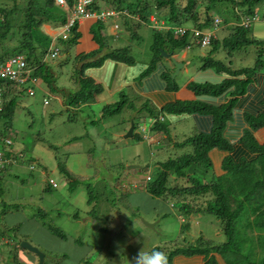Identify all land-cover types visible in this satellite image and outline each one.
Wrapping results in <instances>:
<instances>
[{"label":"rangeland","instance_id":"obj_1","mask_svg":"<svg viewBox=\"0 0 264 264\" xmlns=\"http://www.w3.org/2000/svg\"><path fill=\"white\" fill-rule=\"evenodd\" d=\"M0 5L13 7L14 3L0 0ZM101 5L106 7L103 2ZM257 10L260 18L255 25L260 26L264 20V3ZM234 11L229 0H216L210 16L237 21ZM238 11V15L243 14L241 7ZM106 22L114 24L111 20ZM117 24L118 34L128 40L130 32L122 18ZM191 26L185 24V27ZM51 27L59 38L62 28ZM152 29L136 26L143 37L141 48L149 54ZM114 37L110 39L115 40ZM56 43L62 47L61 41ZM128 43L133 49L130 57L148 56L139 51V42L129 40ZM111 45L117 48L121 44L112 42ZM75 50V47L70 51L62 49L58 59L52 61L55 83L66 88V93L47 89L42 84L34 88L35 96L25 92L18 97V109L8 134L15 151L21 153L24 149L26 153L25 158L6 165L7 171L2 172L6 194L4 204L2 201L0 204V264H24L20 254L32 264H39L35 254L21 249L22 242L46 254L49 258L45 264H149L154 249L161 248L168 261L171 248L184 246L186 239L195 243L201 234L210 240L224 241L221 223L207 213L208 199L191 201L196 210L202 211L186 219L192 230L185 237L181 226L186 227V222H181L179 206L173 208L175 203L171 199L154 198L141 189L148 176L154 177L161 163L192 153L191 146L173 147L169 139L162 144H150L137 129L135 136L127 137L132 120L135 118L137 122L141 117V112L129 110L132 100L125 102L121 112L103 117V109L95 105L82 104L79 109L65 106L67 95L82 89V85L70 78L75 70ZM208 51L197 49L196 52ZM261 60L264 62V56ZM9 90L16 93L15 86ZM141 105L142 102L135 103V106ZM191 123H181V128L185 127L183 130L188 132L193 128ZM145 124L149 129L150 122L147 120ZM177 128L169 126L173 135L182 139L184 133L176 132ZM33 162L37 168L31 171ZM59 165L69 172L70 180L61 173ZM208 172L211 178L213 171ZM49 179L55 180L58 188L50 187ZM57 231L65 237L57 236Z\"/></svg>","mask_w":264,"mask_h":264},{"label":"trees","instance_id":"obj_2","mask_svg":"<svg viewBox=\"0 0 264 264\" xmlns=\"http://www.w3.org/2000/svg\"><path fill=\"white\" fill-rule=\"evenodd\" d=\"M12 1L13 7L0 5V17L5 18V21L0 23V63H4L11 57L21 56L25 59L32 77L41 82L40 85L43 84L47 89L58 93H66V88H60L55 83L56 75L52 61L58 59L62 49L70 51L72 47L77 48L81 39L78 23L71 29L68 40L56 39L55 36L46 31V26H54L56 29L62 28L68 23L69 11L58 7L55 0ZM72 1L67 0L71 7ZM229 1L234 6V13L237 17L235 22L238 25L242 16H254L258 12L257 7L264 3V0ZM102 2L106 6L103 8L127 13L121 18L130 32L132 42L141 43L142 40L136 26L153 27V41L152 44H149L151 65L147 74L155 68L156 62L163 59L162 53L164 52L168 54L178 53L186 49L187 46L202 48L191 30L184 37H178L174 34L175 29H159L151 22V17L156 16L159 23L166 18L167 24L178 27H185V24L189 23L192 24V28L197 30L212 32L216 29L213 24L215 17L210 16L211 6L215 4L216 0H94V6L101 8ZM203 7L205 10H201ZM240 7L243 14L238 15L239 11L237 10ZM156 12L161 13V15H156ZM88 21H94L91 36L93 42L98 46V50L88 55L75 53L76 56L73 60L75 70L70 78L82 85V89L76 94L67 95L68 101L65 102V106L75 109H79L82 104H92L95 98L102 93L101 85L91 78H85L84 69L99 66L105 60L127 64L134 62V58L129 55L133 50L131 45L113 47L109 37L104 35L105 22L95 19ZM224 21L227 29L233 33V38L225 41V46L231 51L237 47L258 43L249 37L250 30L238 25L228 26L229 22ZM57 41H61L62 47L56 45ZM13 42L15 44L12 45ZM217 45H219L218 41L213 37L210 46L206 48H211V53H213ZM56 50H58L57 56L52 58ZM100 53L104 55L93 61L92 59ZM80 63L83 65L78 67ZM262 65L261 61H257L255 67L231 71L222 67L218 61L210 56L204 58V68L219 66L224 73L232 75L233 78L219 88L212 85H192L190 89L197 94L217 95L228 86H235L236 90L232 93L234 99L223 106L213 107L199 102L176 101L165 106L159 112L149 104H145L141 109H135L132 104L129 107V110L133 112H141V117L138 118L137 122L135 118L132 120L135 123V131L140 125H144L147 120L151 119L153 131L167 132L165 129L168 124L160 122L161 115L165 114L181 115L200 112L213 117L212 131L208 134L195 135L177 145L178 148L191 146L192 153L175 159L170 158L161 163L154 177H150V181L146 183L145 191L154 198L171 199L175 203L172 207L179 206L177 211L185 218V222L186 219H191L196 212L202 211L199 208L196 210L192 202L203 198L208 199L207 213L221 223L218 226L225 239L222 242H217V240L207 239L201 234L197 242L189 243L188 239L185 238L187 243L184 246L178 248L174 246L175 249H170L171 252L167 257L169 262L166 261V264H264V134L260 141L255 136L259 131L264 132V101L262 108L257 111V116L248 114L244 117L246 129L242 130L245 132L241 134V144L249 153L254 155L252 159L236 162L231 155L233 146L230 139L234 140L238 134L231 135L228 133L229 138L226 136L228 123L234 119L233 106L237 97L245 95L247 82L254 78ZM242 76H245L246 79L238 80L237 77ZM168 78H170L169 75ZM11 85L10 82L0 81V86L5 87L7 91L3 96L4 103L0 110V138L7 136L13 127L14 116L18 109V97L25 92L28 93L29 87L38 88L33 86L31 82L23 87L18 86L17 88L16 85L18 90H15L16 94L9 90ZM177 88L178 86L174 83L171 90L174 91ZM8 97H10L9 100ZM125 102L128 101L106 106L102 110V117L121 112ZM145 110L148 114L145 113ZM241 127L240 125L239 128ZM135 135L134 132L133 136ZM139 136L140 134H138ZM208 146H217L219 150L228 154L222 166L225 174L220 177L216 174H212L211 178L208 177V171L213 169L207 150ZM24 148L26 147L24 146ZM0 149L5 158L12 160L11 165L25 158L26 151L22 149V152L18 153L13 145H3ZM31 167L30 170L34 171ZM59 169L69 180L71 179V175L65 167L59 165ZM4 171H7L6 167L0 172V201L3 204L6 194L2 173ZM48 185L51 187L50 184ZM187 223L189 222L185 223L186 227L185 225L181 226L182 236L185 237L192 230L189 228L190 223ZM56 235L61 238L65 237L60 231H57ZM161 251V248H157L153 250V253H161Z\"/></svg>","mask_w":264,"mask_h":264},{"label":"crops","instance_id":"obj_3","mask_svg":"<svg viewBox=\"0 0 264 264\" xmlns=\"http://www.w3.org/2000/svg\"><path fill=\"white\" fill-rule=\"evenodd\" d=\"M222 20L224 25L219 26L215 32V39L218 41L219 45H217L216 50L213 53H211V48H205L209 49L206 53H199L196 52L197 49L203 48L196 46L192 48L190 46L181 52L172 54L178 63L183 64V67L175 77L173 75L176 72V66L173 64L171 59H166L164 57L156 62L155 68L147 74L151 65V54L147 51H143L140 42L139 51L141 50V52L148 55H145L146 57L144 56L143 59H141V57L140 59H134L132 64L105 60L99 66L84 69L83 72L85 78L93 79L102 87V93L95 98L91 105H95L97 108L103 109L106 106L114 105L121 101L132 100V105L135 109H141L145 104H149L158 112L165 106L176 101L199 102L213 107L223 106L234 99L232 93L236 90L235 86H228L222 93L217 95H209L205 93L197 94L195 91L190 89L192 85H212L219 88L223 86L225 82L233 78L232 75L224 73L222 68L219 66L216 68H204V58L210 56L214 60L218 61L222 67H226L231 71L255 67L257 61H261L263 65L259 69L258 73L255 74L254 78L247 82L248 84L246 85L245 95L237 97L233 106L234 119L228 123L226 131L227 138H229L228 133L231 135H234V133L238 134V137L234 140L230 139L233 146L231 155L234 160L239 163L242 160L252 159L254 155L249 153L241 144V134L245 132L242 130L246 129L244 119L245 115L252 114L257 116V111L262 108L264 101V62L260 60L264 56V20L261 22L260 26L255 25L259 19L253 24L250 23L247 26H242L244 29L250 30L249 37L256 40L258 43L237 47L232 51L225 46V41L232 39L233 33L227 29L228 27L225 24V19L222 18ZM93 22L94 21H88L85 19L78 22L81 39L75 50L77 55H88L98 50V46L93 42V37L91 36ZM161 23H164V21ZM105 24L104 35H106V37L108 36L109 39L111 36H115V40L110 39V44L112 42L120 43V47L129 44L128 41L130 38H128V40H124L122 39V35L120 38H116L112 22H106ZM234 24L235 21L233 20L232 22H229L228 26ZM167 25L169 26V24ZM223 29L224 33L222 32ZM46 30L50 35L57 33L49 25L46 26ZM219 30L221 31L220 34H218ZM141 39H143V37H141ZM103 55V53H100L92 60L95 61L100 59ZM82 65L83 63H80L78 64V67H81ZM168 75L170 78H168ZM237 78L238 80L246 79L245 76ZM174 83H176L178 88L173 91L171 90V87H173ZM136 102H142L141 107L135 106ZM145 113H147V111ZM161 118H164V123L168 124V127L165 129L168 133L164 131L155 132L150 126L151 128L149 129L151 134L149 137L153 136V139L149 142L150 144H162L164 141L169 139L173 142V147H177V145L187 141L195 135L208 134L213 128V117L205 115L204 113L201 114L200 112L191 114L185 113L181 115L165 114L161 115ZM187 121L193 122L190 124L193 128L188 130V132L187 130H183L185 127L181 128V123ZM170 125H175V127L178 126L176 132L181 131L184 133L182 139L173 135L169 129ZM240 125L242 126L241 128H239ZM187 134L191 135L187 137ZM263 134L264 132L262 131L255 134L258 141H260ZM207 150L213 164V174H216L218 177L224 175L225 172L223 171L222 166L223 161L228 154L219 150L217 146H208ZM145 186L146 181L141 185V189L144 192H146ZM179 215L182 217L180 213ZM20 257L21 262H24V264H32V262H30L25 255L23 256L20 254Z\"/></svg>","mask_w":264,"mask_h":264},{"label":"built area","instance_id":"obj_4","mask_svg":"<svg viewBox=\"0 0 264 264\" xmlns=\"http://www.w3.org/2000/svg\"><path fill=\"white\" fill-rule=\"evenodd\" d=\"M55 3L57 6L66 8L70 12L68 23L65 24L62 27L61 35L59 36L63 40H68L70 37V31L73 28V26L78 23L79 21L85 19H95L99 21H113V30L118 31L120 28L117 24V21L121 18L122 15H126V12H119L115 9H103L102 7L96 8L94 6V0H73L72 1V7L68 4L67 0H55ZM151 21L155 24V26H158L159 29H165L164 23L158 24L157 18L153 16L151 18ZM4 22V17H0V23ZM215 26L220 23L219 18H215L214 20ZM251 23L250 19H247L243 25H249ZM189 30L185 27H177L174 30V34L178 37H184L186 33ZM191 33L193 36L198 39V43L201 45L202 48L209 47L211 44V41L213 37L215 36V32H209L204 30H197L192 29ZM189 48V46H187ZM58 50L55 51L52 58H55L57 56ZM0 81H7L12 84H15L17 86L23 87L28 85L29 82L35 87L40 86V81L33 78L31 71L27 68V63L25 59L21 56L11 57L7 59L4 63H0ZM30 96H33L35 94V90L33 88H30L27 90ZM3 93L2 88L0 87V97ZM45 104L47 105L48 102L45 100ZM142 132H144V129H141ZM144 139L150 142L153 139V136L148 137L144 136ZM6 144H11V140L7 138L5 140ZM12 160L5 158L3 153L0 152V172L5 168L6 165H11ZM35 165H32V169H35ZM146 181H150V176L146 178ZM50 185L53 186V188H58V184L55 182V180L51 179L49 180ZM2 259L1 254V244H0V260Z\"/></svg>","mask_w":264,"mask_h":264},{"label":"clouds","instance_id":"obj_5","mask_svg":"<svg viewBox=\"0 0 264 264\" xmlns=\"http://www.w3.org/2000/svg\"><path fill=\"white\" fill-rule=\"evenodd\" d=\"M59 7V6H58ZM60 8H62V7H60ZM62 9H64V10H67V11H69L68 9H66V8H62ZM238 11V10H237ZM159 13H157L156 12V15H158ZM159 15H161V14H159ZM69 16H70V13H69ZM156 17V16H155ZM152 18V17H151ZM215 18H219V20H220V23L217 25V27H216V29H215V31H213V32H216V30H217V28L219 27V26H221V25H224V22H223V20H222V18L221 17H218V16H216ZM215 18L213 19V24L215 25V23H214V20H215ZM166 19V18H165ZM165 19H163L162 21H164V26L166 27L164 30H173V29H175V28H177L178 26H174V25H167V23L165 22L166 20ZM247 19H250L251 20V23L253 24V23H255L256 21H258V19H259V14H258V12L254 15V16H242L241 17V19L239 20L240 22H239V25L238 24H236V22H235V24L234 25H238V26H240V27H242V26H244L243 25V23L247 20ZM4 21H5V18H4ZM161 21V22H162ZM152 22V21H151ZM160 22V23H161ZM159 22H158V24H160ZM160 26H161V24H160ZM180 27H182V26H180ZM185 28H187L188 30H192V29H194V27L192 28V27H185ZM120 30V28L118 29V31ZM202 30V29H201ZM114 31V30H113ZM118 31H114L115 32V35H116V38L118 39V38H120L121 37V35L119 34L118 35ZM57 35V33L56 34H54L53 36H56ZM215 37V36H214ZM56 39H61L60 37L59 38H56ZM61 40H63V39H61ZM64 41H66V40H64ZM42 85V84H41ZM11 86H15V88H16V85L15 84H12ZM1 87V86H0ZM2 88V90H3V93H2V95H1V97H0V110L2 109V106H3V103H4V101H3V96H4V94L7 92L6 91V89H5V87H1ZM17 88H18V86H17ZM16 91H18L17 89H16ZM29 94V93H28ZM35 94H36V92H35ZM35 94L33 95V96H35ZM32 96V97H33ZM150 121V126L152 127V123H153V121L152 120H149ZM160 121L161 122H165V119L164 118H160ZM133 122V121H132ZM134 123V122H133ZM135 124V123H134ZM150 127V128H151ZM141 129H144V132H142L141 131ZM141 134H143V138H144V136H148L149 137V135L151 134V131H150V129H146V124H144V125H140L139 127H138V129H137ZM134 132H135V130H134ZM139 134V133H138ZM134 135V134H133ZM7 138H9L10 140H11V144H6L5 143V140L7 139ZM145 141H147V140H145ZM3 145H7V146H10V145H14L13 144V139H12V137H10L9 136V134L7 135V136H5L4 138H0V148L3 146ZM0 152H2L3 153V151L0 149ZM3 155H4V153H3ZM35 162H33L32 164H31V166L32 165H35L34 164ZM37 167H35V169H36ZM34 169V170H35ZM151 177V176H150ZM50 180V179H49ZM146 183H147V181H146ZM48 184H50L49 183V181H48ZM181 219H182V221L181 222H185V218L183 219V216L181 217ZM27 252V251H26ZM141 256H142V254H141ZM149 264H166V258L164 257V254L163 253H160V252H155V253H153L152 254V256H151V258L149 259Z\"/></svg>","mask_w":264,"mask_h":264},{"label":"water","instance_id":"obj_6","mask_svg":"<svg viewBox=\"0 0 264 264\" xmlns=\"http://www.w3.org/2000/svg\"><path fill=\"white\" fill-rule=\"evenodd\" d=\"M162 56L166 59H171L173 64L176 66V72L173 75L174 77L178 75L179 71L181 70V68L183 67V64L178 63L176 61V59L172 56V54H168V53H162ZM134 130H135V124L132 122L131 123V127L129 129V132L127 134V137H132L134 134ZM152 227V226H150ZM153 228V227H152ZM21 249H23L24 251H27L29 253L35 254L38 257V263L39 264H45V261L47 258L46 254H44L43 252H41L38 248L33 247L30 243L28 242H22L21 244Z\"/></svg>","mask_w":264,"mask_h":264}]
</instances>
